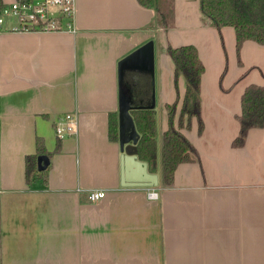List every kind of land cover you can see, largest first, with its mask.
Instances as JSON below:
<instances>
[{
  "label": "crops",
  "instance_id": "obj_1",
  "mask_svg": "<svg viewBox=\"0 0 264 264\" xmlns=\"http://www.w3.org/2000/svg\"><path fill=\"white\" fill-rule=\"evenodd\" d=\"M13 0H0L1 5ZM170 27L138 0H76V31H0V264H264V127L240 133L242 97L264 85V45L216 27L200 0H172ZM155 43L159 197L121 184L119 62ZM194 45L205 65L201 118L184 134L197 156L162 183L168 105L187 83L167 47ZM138 80V78L136 79ZM143 96L150 85H140ZM75 113L60 139L57 119ZM50 163L27 182V158ZM37 156V157H38ZM139 159V157H138ZM104 190L97 202L89 191Z\"/></svg>",
  "mask_w": 264,
  "mask_h": 264
},
{
  "label": "trees",
  "instance_id": "obj_2",
  "mask_svg": "<svg viewBox=\"0 0 264 264\" xmlns=\"http://www.w3.org/2000/svg\"><path fill=\"white\" fill-rule=\"evenodd\" d=\"M146 8H155L158 22L165 28L170 27L172 16V0H138ZM202 12L218 28L232 26L235 29L237 53L240 61L241 48L245 41L253 40L264 45V0H200ZM3 7L0 3V9ZM171 10V12H170ZM167 53L175 64V75H183L187 88L177 117L178 103L168 105L169 125L163 134L162 144V183L171 185L177 167L189 162L197 156V150L182 131L187 122L190 127L193 118H197L199 129H203L201 118V81L205 65L194 45L178 47L168 46ZM241 62V61H240ZM137 129L141 134L138 144L134 147L139 159L149 165V171L158 172L159 150L157 141V118L154 109H138L131 111ZM240 133L234 145L243 146L249 131L264 127V85H249L242 97V112L239 116ZM110 136L119 140L118 120L112 119ZM41 153V154H40ZM41 148L38 154H46ZM47 155V154H46ZM38 155L27 158L26 177L30 184L33 174L38 170ZM49 156V155H48Z\"/></svg>",
  "mask_w": 264,
  "mask_h": 264
},
{
  "label": "water",
  "instance_id": "obj_3",
  "mask_svg": "<svg viewBox=\"0 0 264 264\" xmlns=\"http://www.w3.org/2000/svg\"><path fill=\"white\" fill-rule=\"evenodd\" d=\"M155 43L149 41L119 62V145L121 152V184L125 187H158L160 175L149 171L147 162L138 159L134 147L139 133L132 110L155 109ZM138 78V80H136ZM147 79L150 93L143 96L140 85ZM50 163L48 155L38 156V169L45 170Z\"/></svg>",
  "mask_w": 264,
  "mask_h": 264
},
{
  "label": "built area",
  "instance_id": "obj_4",
  "mask_svg": "<svg viewBox=\"0 0 264 264\" xmlns=\"http://www.w3.org/2000/svg\"><path fill=\"white\" fill-rule=\"evenodd\" d=\"M76 0H13L0 9V31L7 21L13 32H59L76 31ZM60 139L77 133L75 113L61 115L55 125ZM149 197L157 199L159 190L151 187ZM104 190L89 191V199L97 202L104 198Z\"/></svg>",
  "mask_w": 264,
  "mask_h": 264
}]
</instances>
